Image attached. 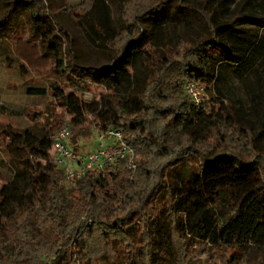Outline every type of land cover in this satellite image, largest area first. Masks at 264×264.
Wrapping results in <instances>:
<instances>
[{
	"label": "trees",
	"instance_id": "1",
	"mask_svg": "<svg viewBox=\"0 0 264 264\" xmlns=\"http://www.w3.org/2000/svg\"><path fill=\"white\" fill-rule=\"evenodd\" d=\"M81 1L70 0V7ZM186 3L121 0L116 28L106 0H89L77 19L113 52L104 67L66 62L44 1L30 3L32 35L52 57L60 84L29 86L25 93L53 96L61 113L40 135L2 130L12 172L0 185V264H192L193 238L216 248L264 250V109H253L255 127L215 92L221 66L240 77V64L262 46L263 0H201L197 10L206 35L178 37L169 45L165 24L182 18L185 8L195 9ZM230 5L234 10L226 16ZM166 8L175 16L162 17ZM144 20L151 21L148 30ZM0 23L8 29L5 19ZM186 80L208 93L200 105L184 95ZM67 82L104 92L85 101L63 91ZM252 100L264 106V91ZM62 115L72 150L87 152L93 132L115 128L133 148L135 168L118 161L65 185L50 153ZM187 164H196L194 176L181 179ZM161 190L164 198L157 200Z\"/></svg>",
	"mask_w": 264,
	"mask_h": 264
},
{
	"label": "rangeland",
	"instance_id": "2",
	"mask_svg": "<svg viewBox=\"0 0 264 264\" xmlns=\"http://www.w3.org/2000/svg\"><path fill=\"white\" fill-rule=\"evenodd\" d=\"M33 1L35 2V0H0V20L5 19L8 27V29H4L0 23V185L6 182L12 172V165L4 149L6 140L1 136L2 130L10 126L20 132L29 130L35 135H40L42 126H54L61 113L58 108L55 109L53 96L38 99L25 93L29 86L40 85L49 90L51 85L60 84L53 71L55 64L52 57L47 54L42 42L32 35L28 7ZM43 1L46 15L53 24L57 37L61 40V51L66 62L74 60L79 65L95 67H104L109 64L108 56L113 54L111 49L101 46L99 39L95 37L84 20L77 19L78 15L82 14L85 7L89 5V0L81 1V4L73 8L70 7V0ZM252 1L254 2V0ZM256 1L259 2V0ZM173 2L177 3V0H173ZM106 3L112 23L117 28L122 8L121 0H106ZM186 4L195 7V9L185 8L182 18L179 17V19L165 24L164 31L169 45H172L178 37L196 38L206 35L201 28L204 25L203 17L197 10V7L201 5V0H187ZM234 7V5H230L224 14L230 15ZM241 7L240 4L237 9ZM164 16H175L173 9L166 8L162 13V17ZM150 24V20L142 21V26L146 30L150 28ZM258 29L262 46L256 47L249 57L240 64V77L221 66L215 86V92L231 102L244 117L253 122L255 127H258L259 122L253 114V109H264L261 102L254 103L252 100L254 96L260 95L264 91V76L262 74L264 27ZM43 44L45 43L43 42ZM161 51L168 53V48L163 47ZM62 87L65 93L75 91L85 101L98 99L104 92V89L94 85L76 89L69 82L62 84ZM183 93L187 95L184 85ZM206 94L207 97L204 100L208 98V93ZM61 120L62 126L68 122L66 115H62ZM88 121L92 123V119H88ZM94 138L95 133L93 132L84 151L88 152L96 148ZM91 144L92 147L89 149L88 146ZM261 145L264 148V135ZM219 153L221 151H216L214 155ZM195 169L196 164H187L181 174V179H192ZM63 183L68 185L65 181ZM164 195L165 191L161 190L157 200H162ZM189 255V261L192 264H264V250L256 246L224 245L216 248L205 239L200 238L192 239L189 244ZM100 262V264H107L104 259Z\"/></svg>",
	"mask_w": 264,
	"mask_h": 264
},
{
	"label": "built area",
	"instance_id": "3",
	"mask_svg": "<svg viewBox=\"0 0 264 264\" xmlns=\"http://www.w3.org/2000/svg\"><path fill=\"white\" fill-rule=\"evenodd\" d=\"M184 91L196 106L207 97L204 86L194 80L184 83ZM70 136V124L67 122L53 136L50 149L52 160L62 170L68 185L74 184L88 170L103 172L118 161H124L127 168H135L133 148L123 140L118 129L96 131V148L81 154L69 147Z\"/></svg>",
	"mask_w": 264,
	"mask_h": 264
}]
</instances>
